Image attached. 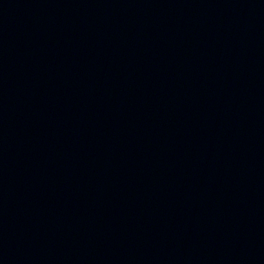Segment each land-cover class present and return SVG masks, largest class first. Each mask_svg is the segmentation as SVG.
I'll list each match as a JSON object with an SVG mask.
<instances>
[{
	"label": "water",
	"instance_id": "water-1",
	"mask_svg": "<svg viewBox=\"0 0 264 264\" xmlns=\"http://www.w3.org/2000/svg\"><path fill=\"white\" fill-rule=\"evenodd\" d=\"M0 264H264V0H0Z\"/></svg>",
	"mask_w": 264,
	"mask_h": 264
}]
</instances>
